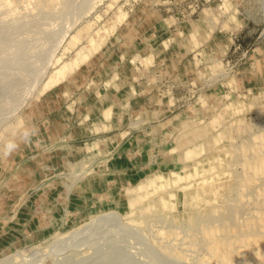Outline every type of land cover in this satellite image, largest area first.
<instances>
[{
  "label": "rangeland",
  "instance_id": "374dc122",
  "mask_svg": "<svg viewBox=\"0 0 264 264\" xmlns=\"http://www.w3.org/2000/svg\"><path fill=\"white\" fill-rule=\"evenodd\" d=\"M1 1L9 10H0V164L12 165L11 154L53 109L46 93H62L55 104L70 106L63 116L76 115L70 123L86 128L88 137L69 141L60 134L31 147L26 161L0 178V226L26 207L44 227L0 255L46 247L101 213V225L86 229L87 236L73 234L44 264H250L251 249L237 240L264 232V173L245 169L264 158V0H58L55 11L43 8V0ZM120 10L125 19L104 33ZM85 23L90 35L83 32L77 46L104 33L103 47L37 97L53 58L73 57L65 45ZM107 107L111 116L103 119ZM134 120L144 122L132 126ZM8 125L18 128L9 132ZM114 135L119 141L109 145ZM8 143L17 145L10 153ZM82 148L85 153L75 154ZM189 148L197 154L181 157ZM171 171L184 181L147 196L130 214L126 189L153 175L171 180ZM159 197L170 205L162 208ZM213 237L223 241L224 260L215 259ZM234 248L245 253L227 254Z\"/></svg>",
  "mask_w": 264,
  "mask_h": 264
},
{
  "label": "bare ground",
  "instance_id": "6f19581e",
  "mask_svg": "<svg viewBox=\"0 0 264 264\" xmlns=\"http://www.w3.org/2000/svg\"><path fill=\"white\" fill-rule=\"evenodd\" d=\"M3 1V0H2ZM1 1V2H2ZM9 1V0H8ZM40 1V0H38ZM57 1L58 0H43L42 3L45 5L43 6V8L45 7H48L50 6V8L48 10H51L52 7L51 5L55 4L57 5ZM61 1V0H59ZM63 1V0H62ZM4 2V1H3ZM3 2H2V5L0 3V10H3L2 9V6H3ZM7 2V1H6ZM16 2V1H15ZM36 3V0L34 1ZM33 2V3H34ZM65 2V0L63 1ZM41 3V2H40ZM10 5V2L7 3ZM22 4V3H21ZM27 4V3H25ZM60 4V2H59ZM5 5V3H4ZM13 6V5H11ZM22 6V5H21ZM24 6V5H23ZM30 6V5H29ZM28 6V7H29ZM34 6V5H33ZM59 6V5H58ZM14 8L15 5L13 6ZM55 7V6H54ZM7 8H10L9 6H7ZM60 8V7H58ZM13 9V8H12ZM30 9H32L30 7ZM5 10V9H4ZM3 10V11H4ZM9 10V9H7ZM5 10V11H7ZM40 10H44V9H40ZM39 10V11H40ZM47 10V8H46ZM45 10V11H46ZM53 10V9H52ZM57 10V9H56ZM105 10V9H104ZM55 11V8L54 10ZM60 11V10H59ZM17 12V11H16ZM43 12V11H42ZM217 12V11H216ZM55 13V12H54ZM112 13V12H111ZM5 14L7 15L8 13L5 12ZM18 14V13H17ZM5 15V16H6ZM116 15V14H115ZM127 14H125V12L123 11H119L118 14L116 15V18L110 23V25L108 27H103L101 30L107 32L109 30L113 31V29L115 28L116 29V26L121 23L122 20L125 19ZM220 15V14H219ZM12 16V15H11ZM50 16V15H49ZM132 16V15H131ZM99 17V16H98ZM97 17V18H98ZM96 18V17H95ZM48 19V17H47ZM50 19V17H49ZM108 21V20H107ZM68 22V21H67ZM70 23V22H69ZM107 23V22H106ZM109 23V22H108ZM67 26V25H66ZM78 27V26H77ZM91 23H85L84 25H82L81 27H79L74 33L73 35L69 38L68 42L64 43L65 45V53L70 51V50H75L73 53V57L70 58L68 61H63L62 60V56L63 54H61L59 57H55V59L53 58V64H54V69L53 71L39 84L40 88L37 90H35L34 92H38L37 94V97L44 94L46 91H48L49 89L61 84L62 82H64L65 78L68 77L70 74H72L81 64L83 65V63L88 60L92 55L93 53L102 45L103 47V43L105 41V36H104V33L103 32H100V34L103 33V35H101V37H89L88 40H86V45H81V46H77V44L80 42L81 40V37H82V34H86V37H88L90 35V28H91ZM92 30V29H91ZM74 31V30H73ZM94 31V30H93ZM84 32V33H83ZM95 32V31H94ZM98 28H97V31H96V34L98 33ZM84 34V35H85ZM83 35V36H84ZM99 35V33H98ZM60 37V36H59ZM64 40V39H63ZM162 45V42L160 43ZM163 44L165 45V42H163ZM181 45H184L186 46L185 48L188 49V45L185 44V43H182ZM209 47V46H208ZM159 50V49H158ZM212 50V49H211ZM63 52V51H62ZM148 54V53H147ZM149 55V54H148ZM147 55V60H150L148 59ZM48 56V55H47ZM150 56V55H149ZM151 57V56H150ZM141 58V57H140ZM140 58H139V61H140ZM132 60V59H131ZM144 61V60H143ZM145 62V61H144ZM151 62V60H150ZM149 63V62H147ZM146 64V62H145ZM211 65V64H210ZM213 66V65H212ZM213 68V67H212ZM43 70V69H42ZM51 71V70H50ZM221 73V72H220ZM222 74V73H221ZM227 75V74H226ZM152 76V75H151ZM121 79V78H120ZM110 80V79H109ZM107 82V81H106ZM110 82V81H108ZM132 82V81H131ZM36 84V82L34 83ZM130 84V83H129ZM230 84V83H229ZM32 86V85H31ZM35 87V86H33ZM70 87V86H69ZM127 87V86H126ZM72 88V87H71ZM137 88V87H136ZM64 89V88H63ZM232 89H233V86H232ZM235 90V89H234ZM63 91V90H62ZM22 92V91H21ZM33 92V93H34ZM28 93V92H27ZM32 93V92H31ZM65 93V92H64ZM252 93V92H251ZM237 94V93H236ZM131 95V94H130ZM96 96V95H94ZM27 96H25V99H26ZM126 97V96H125ZM33 98V97H32ZM229 100V99H228ZM234 100V99H232ZM4 103V102H3ZM11 103V102H10ZM161 103V102H160ZM239 103V101H238ZM14 104V103H13ZM19 104V102H18ZM17 104V105H18ZM168 104V103H167ZM5 105V104H4ZM237 105V104H236ZM20 106V104H19ZM239 106V105H238ZM16 107V106H14ZM70 107V106H69ZM164 107V106H163ZM166 107V106H165ZM237 107V106H236ZM8 108V107H7ZM20 108V107H19ZM235 108V107H234ZM241 108V107H240ZM5 109V108H4ZM12 108H10V110L8 109V111H11ZM15 108H13L14 110ZM12 110V112H14ZM18 110V109H17ZM69 110V108H68ZM170 110V109H169ZM234 110V109H233ZM6 111V110H5ZM11 114V112H8V114ZM235 113V112H234ZM6 114V113H5ZM160 114V113H159ZM13 115V114H12ZM111 116V114L108 113V116ZM13 117V116H12ZM86 117V115H85ZM10 118V117H9ZM136 118V117H135ZM6 119V117H5ZM1 121V120H0ZM3 121V120H2ZM10 121V120H9ZM135 121V120H134ZM148 121V120H147ZM133 122V121H132ZM142 122H144L143 120H136L134 123H132V126L135 125V124H143ZM21 123V122H20ZM188 124V123H187ZM19 125V124H17ZM131 125V122L130 124ZM6 127V126H5ZM114 127V126H112ZM18 126H10L8 125L6 127V131H9V132H13L15 129H17ZM93 128V127H92ZM96 128V127H95ZM101 130H102V127L100 126ZM116 128V127H115ZM131 128V127H130ZM159 128V127H158ZM170 128V127H169ZM114 129V128H113ZM135 129V128H134ZM94 130V129H93ZM87 131V130H86ZM97 132V131H96ZM125 132V131H124ZM127 132V131H126ZM200 134L196 133L195 136H200L202 131L200 130L199 131ZM225 132V131H224ZM1 133V132H0ZM87 133V132H86ZM92 133V132H91ZM7 134V132H6ZM117 134V133H116ZM124 134V133H123ZM153 134V133H152ZM126 135V133L124 134ZM264 135V134H262ZM261 135V136H262ZM1 136V134H0ZM8 136V135H7ZM6 136V137H7ZM115 136V135H114ZM123 137V135L121 136ZM232 137V136H231ZM5 137H3L4 139ZM2 139V140H3ZM260 139V138H259ZM261 139H264V137H261ZM60 140V139H59ZM251 140V139H250ZM117 141H119L118 138L115 137H112L109 139V145H115L117 143ZM187 141H191V138H188V139H185V140H181L180 143L178 144L177 148H181V147H184L186 145L185 142ZM264 141V140H262ZM95 143V142H94ZM103 143V142H102ZM212 144V141L211 140H206L204 142V145L203 147L205 149H209L210 146ZM253 144V142H252ZM91 145V144H90ZM98 145V144H97ZM108 145V146H109ZM63 146V145H62ZM70 146V145H69ZM94 146V145H93ZM103 146V145H102ZM96 147V146H94ZM262 147V146H260ZM108 148V147H107ZM258 148V145L257 147H255V150ZM58 149V148H57ZM60 149V148H59ZM58 149V150H59ZM77 149V148H76ZM87 149V148H86ZM251 149V148H250ZM253 149V148H252ZM260 148H258L259 150ZM85 148L83 149H80L79 151L75 152V154L77 155H82V153H85ZM54 152V151H53ZM60 152V151H59ZM109 152V151H108ZM255 153V152H253ZM257 153V152H256ZM52 154V153H51ZM62 154V153H61ZM71 154V153H70ZM197 154V150L195 148H189V149H186V151L181 155V157H185V158H190V157H193ZM56 155V154H54ZM175 155V154H174ZM74 156V155H73ZM61 157V156H60ZM85 157V156H84ZM201 157V156H200ZM57 158V157H56ZM92 159V158H91ZM171 159V158H170ZM59 161V160H58ZM87 161V160H86ZM192 161V160H191ZM89 162V161H88ZM248 162V161H247ZM253 162V161H252ZM250 161V163H248V165L246 166V171L250 172V173H256V172H261V173H264L262 171H264V158H258L256 159V161L254 162V164H251L252 163ZM67 163V162H66ZM172 163V162H171ZM174 163V162H173ZM185 163V162H184ZM199 163V162H198ZM87 164V163H86ZM84 164V166L86 165ZM247 164V163H246ZM75 165V164H74ZM83 165V164H82ZM187 166V165H186ZM65 168V166H63ZM83 167V166H82ZM70 168V167H69ZM81 168V167H80ZM72 169V168H71ZM69 169V170H71ZM196 169V168H195ZM85 170V169H84ZM199 170V168H198ZM245 171V172H246ZM95 172V171H94ZM172 172V175L174 176L171 180H168L167 178L164 179L163 176H161L160 174L154 176L153 177H147L143 180H140L138 183H136L135 185L133 186H130L128 189H126V198H125V201H126V204L129 208V212L130 214L133 213V211H137L138 210V205L139 203L142 202V200L144 198H146L147 196L150 197V195L154 192H156L157 190L159 189H162V188H166L167 185H171L173 184V186H177L176 184H178L181 180H183L184 178L179 176L178 173L174 174L173 172L175 171H171ZM204 172V171H203ZM75 173V172H73ZM89 173V172H88ZM72 174V170L70 172V175ZM77 174V173H76ZM153 174V173H152ZM192 174V173H191ZM186 175V174H184ZM75 176V175H74ZM78 175H76V177H73V181L74 182H71L69 185H68V189H67V195H66V199L68 198L67 196L70 195L72 196L74 193L72 192V189H71V186L76 184V182L80 179L77 177ZM81 176V175H80ZM85 176V175H84ZM83 176V177H84ZM190 175H188L186 178H189ZM75 178H78V179H75ZM186 178H185V181H186ZM106 181V180H105ZM184 181V180H183ZM70 182V181H69ZM187 182V181H186ZM80 183V182H79ZM244 184V183H243ZM172 186V185H171ZM76 188V187H75ZM170 188V187H169ZM174 188V187H173ZM122 191V190H121ZM160 191V190H159ZM162 191V190H161ZM164 191V190H163ZM65 192V191H64ZM73 193V194H72ZM72 194V195H71ZM153 195V194H152ZM120 196V195H119ZM122 196V195H121ZM125 196V195H124ZM154 196V195H153ZM123 197V196H122ZM121 198V197H120ZM123 199V198H121ZM147 200V199H146ZM145 200V201H146ZM162 208L164 207H167L168 206V202L164 199V197H159L158 199V202H157ZM170 205V204H169ZM140 206V205H139ZM144 207V206H143ZM142 207V208H143ZM146 207L147 209L150 208V205H148V203L146 204ZM143 208V209H146ZM140 208V207H139ZM155 208V207H154ZM141 210V208H140ZM143 212V210H142ZM115 215V214H114ZM120 216V215H119ZM262 216V215H260ZM101 217H103V215L100 214H97V219L96 220H93L92 222H89L87 224L83 223L81 224L80 226H77L76 228L70 230V231H67V232H62V233H58L57 236L54 237L53 240H51L47 245L46 247H42V248H39L41 247L42 245L40 246H29L27 245L26 248H23V249H16L14 253H11L7 256H0V264H44L45 261L48 259V257L51 255V251H53L55 248L59 247L60 245H62L63 243H66L68 240H72L71 238L74 237L73 234H76L78 233L77 236H81V233L82 235L86 232V229H88L89 227L91 226H96V225H101ZM118 217V216H117ZM113 219H116V218H113ZM111 221V218L109 219ZM105 222V220H103ZM108 221V220H107ZM114 221V220H113ZM116 221V220H115ZM117 221H121V220H118ZM132 221V220H131ZM126 222V221H125ZM134 222V221H133ZM117 223V222H116ZM121 223V222H120ZM119 223V224H120ZM129 223H131L129 221ZM118 224V223H117ZM122 224V223H121ZM128 224V223H126ZM133 224V223H132ZM89 225V226H88ZM88 226V227H87ZM129 226V225H128ZM132 226V225H130ZM134 226V224H133ZM262 228H264V226H262ZM131 229V228H130ZM240 229V228H239ZM125 230V229H124ZM220 230V229H218ZM236 230V228H235ZM262 230V229H260ZM100 231V230H99ZM89 233V232H88ZM210 235L213 236V231H210L209 232ZM86 234V233H85ZM84 234V235H85ZM242 234V233H241ZM56 235V234H55ZM88 235V234H87ZM85 235V236H87ZM91 235V234H89ZM218 235H219V232H218ZM217 236V234L215 235ZM214 236V237H215ZM92 237V236H91ZM213 237V244H212V247L214 249V253H215V259L221 261V260H224V258L226 257V253H224L222 251V248H221V244L223 243V241H221L220 239H217L218 237H216V239H214ZM222 237V236H221ZM238 237V236H237ZM77 238L76 240H78L79 238L78 237H75ZM74 238V239H75ZM236 238V237H235ZM241 238V237H240ZM238 239L237 241L240 242V240H244L246 242V244L248 245L249 247V250L248 252L251 251L248 253V257H249V261H250V264H264V232H260V233H256V232H250V233H244V235L242 236L241 239ZM234 239V238H233ZM88 240V238H87ZM90 240V238H89ZM235 240V239H234ZM86 241V240H85ZM98 241V240H97ZM87 243V242H86ZM95 243V242H94ZM236 243V242H235ZM79 245V244H78ZM240 251V250H239ZM236 248L232 249L231 250V253H227V254H233L236 257H239L241 255V253H245L240 251L239 252ZM54 254V253H53ZM52 254V255H53ZM177 254V253H176ZM247 254V252H246ZM178 255V254H177ZM237 259V258H236ZM59 260V259H58ZM56 263V262H55Z\"/></svg>",
  "mask_w": 264,
  "mask_h": 264
},
{
  "label": "crops",
  "instance_id": "0c3cea01",
  "mask_svg": "<svg viewBox=\"0 0 264 264\" xmlns=\"http://www.w3.org/2000/svg\"><path fill=\"white\" fill-rule=\"evenodd\" d=\"M196 36H198L196 33L191 34L192 39H195ZM183 42L187 44L185 40L182 41V43ZM46 94L47 96L45 99L48 105H51L53 109H48V112H45L42 117L39 116L38 120L36 121V131L34 132L35 134L33 133L29 137V141H27L25 145L21 147L16 153L11 154V158H13V161L12 165L10 166L12 168H17L26 161L25 159L29 157V155L27 154L31 151V147H35L36 145L41 146L40 143L49 141L51 138L55 139V137L59 136L60 134L61 136L62 134H65L66 139L69 141H77L82 138L88 137L86 128L83 130L80 127H74V125L70 123V119H73L74 121L76 120V115L72 116L73 118L71 116H63L64 113L69 114V106H66L65 110L63 108L58 109L57 104H55L58 103V101L60 102L62 93L55 92L53 95H48V93ZM110 111L111 107H107L106 109H104L101 115L103 119L110 118V115L108 116V113L111 114ZM101 127L104 128V125H101ZM10 166H7L6 164H0V178L5 179L6 175L9 173ZM71 189L74 193L76 188L74 185H72ZM9 206L11 207V205ZM16 210L17 208H15V212H13L12 217L7 218L5 220V223L0 226V252H3L9 247L20 243L21 240L26 239V237L30 235H38L41 232L42 228H44L38 219L33 220L34 216L26 207H23L18 211ZM7 215H5L3 218H6ZM3 255L6 254H1L0 256Z\"/></svg>",
  "mask_w": 264,
  "mask_h": 264
},
{
  "label": "clouds",
  "instance_id": "9594fccd",
  "mask_svg": "<svg viewBox=\"0 0 264 264\" xmlns=\"http://www.w3.org/2000/svg\"><path fill=\"white\" fill-rule=\"evenodd\" d=\"M6 147H7V151L10 153L12 150H14L17 147V145L15 143H8Z\"/></svg>",
  "mask_w": 264,
  "mask_h": 264
}]
</instances>
